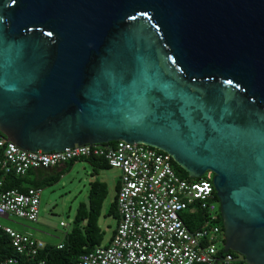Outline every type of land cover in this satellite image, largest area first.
I'll use <instances>...</instances> for the list:
<instances>
[{"label":"water","instance_id":"obj_1","mask_svg":"<svg viewBox=\"0 0 264 264\" xmlns=\"http://www.w3.org/2000/svg\"><path fill=\"white\" fill-rule=\"evenodd\" d=\"M0 135L211 172L224 252L264 264V0H0Z\"/></svg>","mask_w":264,"mask_h":264},{"label":"built area","instance_id":"obj_2","mask_svg":"<svg viewBox=\"0 0 264 264\" xmlns=\"http://www.w3.org/2000/svg\"><path fill=\"white\" fill-rule=\"evenodd\" d=\"M90 158L103 159L122 173L117 193L120 222L108 246L81 254L77 264H249L224 252L225 236L217 224L220 200L211 172L199 181L183 179L174 170L172 156L144 144L118 141L42 154L25 152L0 135V170L6 175L24 177L31 170ZM2 187L0 180V219L38 222L42 188L21 192ZM191 207L207 217L205 225L193 232L180 218V213ZM0 230L17 254L0 260V264H23V259L28 264H46L39 259L47 246L44 241L10 227L0 225Z\"/></svg>","mask_w":264,"mask_h":264},{"label":"trees","instance_id":"obj_3","mask_svg":"<svg viewBox=\"0 0 264 264\" xmlns=\"http://www.w3.org/2000/svg\"><path fill=\"white\" fill-rule=\"evenodd\" d=\"M81 161H87L96 170L110 169L107 162L100 158H90ZM74 162L75 161L67 163V165L73 164ZM173 166L179 177L190 181L200 180L191 179L188 173L175 162H173ZM42 170L43 169L39 171ZM37 173L38 170H31L26 176L20 177L14 173L6 175L0 170V180L3 181L2 188L4 190L17 189L21 192H26L29 188H43L44 185L38 184V180L36 179ZM55 181H58V178L55 179ZM107 196L108 190L104 183H92L89 204H80L74 221L75 226L65 235L64 241L60 243L63 247L60 249L58 248V245L60 244H47L46 248L40 251L39 259L46 261V264H77L81 254L90 252L96 247L101 246L104 237L99 226V220L102 216L103 204ZM108 216L114 217L117 224L119 223L120 216L117 208V197H115L111 204ZM180 218L184 225L192 232L203 227L207 221L205 213L197 207H191L190 209L181 212ZM217 224L221 226L222 231L224 232L222 216L218 218ZM113 234H115V230L113 231ZM230 253L239 256L235 252L230 251ZM13 256H17V254L11 246V241L9 237L0 230V260ZM22 262L23 264H28L25 263V259H23Z\"/></svg>","mask_w":264,"mask_h":264},{"label":"rangeland","instance_id":"obj_4","mask_svg":"<svg viewBox=\"0 0 264 264\" xmlns=\"http://www.w3.org/2000/svg\"><path fill=\"white\" fill-rule=\"evenodd\" d=\"M121 174L119 169L96 170L88 162L78 161L74 166L63 170L58 181L43 187L38 222L11 217L0 219V225L30 234L44 242L62 243L65 235L75 226L80 204H89L91 184L105 182L108 196L103 204L99 226L104 237L102 245H106L116 229L117 221L108 216V211L116 197V185Z\"/></svg>","mask_w":264,"mask_h":264},{"label":"crops","instance_id":"obj_5","mask_svg":"<svg viewBox=\"0 0 264 264\" xmlns=\"http://www.w3.org/2000/svg\"><path fill=\"white\" fill-rule=\"evenodd\" d=\"M78 161H81V160H78ZM78 161H75L73 164H70V165H67V164H64V165H61V166H58V167H53V168H49V169H43L42 171H39L41 169L38 170V173L36 175V179L38 180V184H42L44 186H48V185H51L53 184V182H55V179L58 178V176H60V174L63 173V170L67 169V168H70V166H74L76 164V162ZM87 162V161H86ZM91 165V164H90ZM92 166V165H91ZM93 167V166H92ZM121 178V177H120ZM120 178L119 180L117 181V185H116V191L118 193V189L120 187ZM104 183L106 186L107 184L105 182H102ZM119 186V187H118ZM43 190V188H42ZM116 197H117V194H116ZM118 208V207H117ZM119 212V211H118ZM120 216V214H119ZM120 222V220H119ZM119 223L116 225V229H115V233H116V230H117V227H118ZM66 227V226H65ZM68 227V226H67ZM114 234H112V237L111 239L109 240L108 244L106 245H101V246H108L110 243H111V240L113 238ZM46 244H52V243H49V242H45ZM60 244V243H58ZM54 245H57V244H54ZM99 247V246H98ZM97 248V247H96Z\"/></svg>","mask_w":264,"mask_h":264}]
</instances>
